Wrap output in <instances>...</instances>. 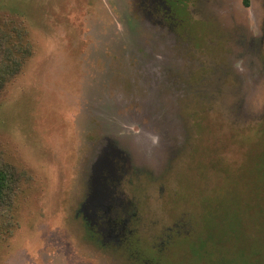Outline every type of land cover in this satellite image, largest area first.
Wrapping results in <instances>:
<instances>
[{"label":"rangeland","instance_id":"obj_1","mask_svg":"<svg viewBox=\"0 0 264 264\" xmlns=\"http://www.w3.org/2000/svg\"><path fill=\"white\" fill-rule=\"evenodd\" d=\"M0 43V264H264V0H0Z\"/></svg>","mask_w":264,"mask_h":264},{"label":"trees","instance_id":"obj_2","mask_svg":"<svg viewBox=\"0 0 264 264\" xmlns=\"http://www.w3.org/2000/svg\"><path fill=\"white\" fill-rule=\"evenodd\" d=\"M28 53L30 52L28 51ZM0 62L3 63L2 58H0ZM20 69L21 66L18 63L15 66L7 65L4 68H0V89L4 87L12 76L18 74ZM22 178L23 174L19 173L16 168L0 162V209L13 210L14 197L17 194Z\"/></svg>","mask_w":264,"mask_h":264}]
</instances>
